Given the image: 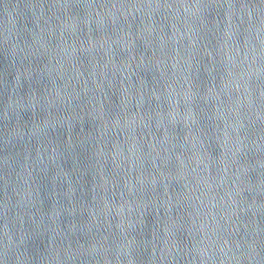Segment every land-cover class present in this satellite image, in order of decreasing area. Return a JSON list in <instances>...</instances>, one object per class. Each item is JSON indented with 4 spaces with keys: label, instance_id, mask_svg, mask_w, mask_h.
I'll use <instances>...</instances> for the list:
<instances>
[{
    "label": "water",
    "instance_id": "95a60500",
    "mask_svg": "<svg viewBox=\"0 0 264 264\" xmlns=\"http://www.w3.org/2000/svg\"><path fill=\"white\" fill-rule=\"evenodd\" d=\"M0 264H264V0H0Z\"/></svg>",
    "mask_w": 264,
    "mask_h": 264
}]
</instances>
